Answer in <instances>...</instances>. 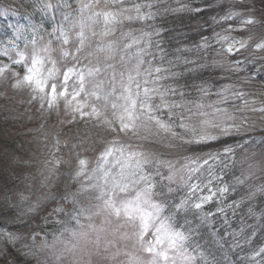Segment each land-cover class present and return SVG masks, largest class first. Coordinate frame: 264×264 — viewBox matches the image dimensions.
Listing matches in <instances>:
<instances>
[{
    "label": "rangeland",
    "instance_id": "374dc122",
    "mask_svg": "<svg viewBox=\"0 0 264 264\" xmlns=\"http://www.w3.org/2000/svg\"><path fill=\"white\" fill-rule=\"evenodd\" d=\"M206 2L210 8L222 7L230 15L225 21L226 25L216 31L212 38L206 40L209 43L217 37L216 40L225 45L216 54V59L212 61L214 55L206 60L209 68L207 70L208 76L218 79V91L214 92L209 87L204 88L203 96H199V100L194 102L195 109L193 110L200 114L195 116L194 119H180V123L183 121L186 127L195 124L196 128L194 129H200V132L203 133L211 131L210 137H213L216 133L217 127L220 129L227 128V133H229L231 128L234 127L233 125H235L238 133H256L259 137L260 132H264V110H262L264 109V49H257L256 44L264 43V0H206ZM69 3L72 4L71 8L73 9L78 6L75 0H69ZM128 5H130L129 2L124 7L127 8ZM131 9L134 12L133 7ZM132 11L127 13L130 14ZM248 18L253 19L255 23L245 24L244 20ZM58 20L59 22L62 21L60 16H58ZM236 41H243L246 44L244 49L235 52L240 56H238V59L237 55H230L227 52L228 46ZM207 43L199 44L198 48L200 46L207 48ZM45 44L47 45H43L39 50L34 46L26 47V50L30 54L35 50L40 52L41 56L51 57L52 60L56 61L57 83L60 82L58 77L66 68L75 66L78 69L77 64L91 66L88 58V52L91 49L81 51L77 58L79 63H77V60L72 59L71 55L67 58L61 56V52L64 50L70 53L74 52L75 44L70 42L68 45H62L56 38L49 39L48 43ZM45 47L49 48V52L40 51ZM11 53L8 49L7 55L3 52L1 56L7 58ZM2 62L0 60L3 65ZM51 67V64H45V68ZM155 77L153 73L150 79L159 82ZM8 83L10 82L8 81ZM69 83L71 84V81ZM29 87L32 91H17V89L11 87V83H0V173L3 185L6 187L11 184V187L7 190H4L3 185L0 184V207L6 208L7 216H9L7 220L10 224V227L4 223L0 226V264H16L12 261H22L21 264H88L90 259L94 262L99 260L100 264H128L129 259L133 257L138 258L142 264H148L149 255L143 252L134 240H119L121 233L127 231L130 234L131 228L121 229V233H117L116 237L117 247H109L108 252L101 250V257L91 255L94 248L88 241L80 240L78 243L72 241L70 233L79 230V225L76 223L72 229L68 228L66 218L62 223H54L55 230L51 238L39 237V226L48 220H44V218L48 215V197L53 195L50 191H55L53 199L56 205L52 208V211H49V215L55 211L54 209L57 207L60 209L69 200L78 206H80V201L86 202V208L98 203L94 199L95 191L84 192L82 195H76L77 193L72 195L71 190L68 188L61 191L57 190V180H53L51 187L48 188H45L47 184L45 186L44 182L49 174L48 180L55 177L62 162L70 169L66 172V176L72 175L73 179L71 180L77 184L76 179H80V177L75 178L76 164L75 158L71 157L72 151L69 150V155L62 156L60 148H57L56 138L67 140L69 147L77 150L82 141L80 131L92 140L95 137L100 140L101 138L92 135V132L100 130L101 127H92L87 130L81 123L97 125L96 121L88 118L80 119L79 114L73 113L71 106L66 104V99H70V97H60L52 107H49L48 100L50 97L44 96V99H41L42 94L34 91L33 87ZM89 88H91V83L88 84ZM29 92H32L36 98L33 99V95ZM87 100L89 103H98L92 97H87ZM84 101L85 96L82 94L77 100L72 101V105ZM62 107L64 108L62 109ZM88 110L85 109V111ZM74 115L76 116L75 120H73ZM107 115L111 118L108 112ZM181 116L182 114H179V117ZM213 125L217 126L214 127ZM140 131L145 130L141 129ZM172 131H174V128H172ZM114 134L119 137L118 134ZM131 136L122 137L125 144L115 145L113 148L124 147L125 156L129 152L139 153L142 150V146L136 144V141L141 142L139 134L130 141ZM195 136L196 134L192 129L183 133L176 132L175 137L188 139V137ZM119 139L121 140V137ZM150 148L155 150L153 147ZM90 152L93 151L88 150V153ZM92 155V158L87 161L86 172L88 173L96 167L97 159L101 153ZM116 155H119V153H116ZM242 159L244 162L243 168L240 166L241 173L247 178L246 183L251 178L254 179V181H250V184H254V186L252 189L245 187L244 192L241 191L239 196L246 198L259 195L262 190L261 185L257 183V179L260 178L259 182L261 183L264 177V151L262 154L252 157L244 156ZM227 160L225 158V161L217 162V160L210 161L209 159L207 163L204 162L203 164L189 162L173 164L174 170L169 169L170 172L164 177L166 181L163 183L162 188L168 191L171 188V193L184 195L183 199H188L191 204L200 202L199 197L201 196L210 195L209 189H211V192L215 193L213 199L208 202L211 203L217 195L224 196L230 187H233V185L238 187L240 184L238 180L232 183L219 178L227 169ZM186 165L187 167H185ZM56 166L57 170L52 172ZM77 167H79V164ZM192 168L196 171L190 173L189 169ZM171 171L175 172L173 182L167 180V176L171 174ZM189 175L192 178L187 180ZM181 177H184L187 183ZM81 180H84V177ZM188 184H202L204 188L199 187L200 190H197L195 194H191ZM224 188H227V191L221 193L220 189ZM69 193L70 198L67 197ZM84 194H87L88 199H83ZM74 196L76 197L75 200ZM38 211H40L39 215L35 218ZM31 212L32 214H30ZM26 213H28L27 219H25ZM42 214L44 215L41 217ZM101 222L102 217H93L91 221L82 218L80 223H92L100 226ZM12 227H14L13 230ZM10 235L14 239H10ZM109 238L112 239L113 237L109 236ZM69 241H72V243ZM122 242L129 246V251L126 250ZM73 243H76L75 248L72 246ZM36 244L41 254L38 258L35 257L34 253ZM10 245L31 250L25 251V254L23 252L20 255L16 253L18 254L16 256L13 252L14 247ZM118 250L119 255L113 259V254ZM183 250L190 255L186 240L183 241ZM176 264H189V262L177 258Z\"/></svg>",
    "mask_w": 264,
    "mask_h": 264
},
{
    "label": "snow or ice",
    "instance_id": "6c2138e0",
    "mask_svg": "<svg viewBox=\"0 0 264 264\" xmlns=\"http://www.w3.org/2000/svg\"><path fill=\"white\" fill-rule=\"evenodd\" d=\"M78 5L74 12L62 13V21L58 22V27L54 29L56 39L62 45H68L70 42L75 44L74 52L67 50L61 52L64 58L72 56L77 59L78 53L85 49H91L88 52L89 65L79 69L75 66L66 68L60 74V82H56L58 72L56 61L51 57L41 56L40 52L33 50L31 56L18 52L19 59H13L12 63L22 65L25 74L20 77L18 73H13L15 77L11 82V87L18 89L23 86H31L33 90L44 96L50 97L48 106L52 107L60 97L66 99V104L71 106L72 112L79 114L80 119L88 118L95 120L97 126L105 127L110 132L139 134L141 129L148 130L149 123H153L160 131L171 133L173 137L176 133L172 131V109L183 107L174 102H169L166 97L169 93L175 94L174 89H166L161 92L156 87H148L153 71L144 69V61L137 54L135 63L131 58H127V49H130L137 41L131 39L130 43L119 45L114 40H106V37L116 33V25L122 24L124 20L142 19L140 5H133L136 17L125 15L132 9L123 6L124 0H110L111 7L100 8L101 0H75ZM105 5L109 0H104ZM119 6V7H117ZM71 8L72 4L65 0V3L54 5L51 2L45 3V9ZM245 24L251 25L255 21L251 18L244 20ZM122 36L131 37V33H121ZM95 39L94 38H97ZM35 44V40L32 41ZM51 43V42H49ZM238 45V47H236ZM246 47L245 42L236 41L230 44L227 52L234 55ZM257 49H264V43L256 44ZM41 52H49L45 47ZM7 55V51L4 53ZM11 59V58H10ZM93 59L95 62L93 63ZM28 61V63H25ZM118 61L120 70L117 72L116 64ZM52 65L51 68H45V64ZM111 70V71H109ZM9 71L6 65L0 67V81L8 79L5 75ZM160 68L155 72L159 73ZM75 77V79H73ZM51 81V83H49ZM71 81V84L69 83ZM91 83V90H88V84ZM71 89V90H70ZM202 91H204L202 89ZM85 96L83 103L72 105V101L77 100L81 95ZM159 97V102L154 103V98ZM87 97H92L98 103H89ZM36 97L34 96L33 99ZM43 107V105H42ZM202 107V105H200ZM89 109L85 111V109ZM111 109V118L107 115L108 109ZM264 110V109H262ZM163 112L168 113V120L161 118ZM76 116H73V120ZM180 127L186 125L181 121ZM216 127L217 125H213ZM221 131L227 133V128ZM195 132V129H193ZM199 139L187 140L186 143H202L215 137L206 134L196 133ZM119 153V155H116ZM152 161L144 153L129 152L125 156L124 147L107 148L97 159L96 167L90 173L86 172L87 161L79 159V169L76 177H84L81 183L83 192H96L94 199L98 203L90 208L80 207L76 211L73 219L79 225V230L70 233L72 241L77 243L80 240H86L93 245L94 252L91 255L99 257L101 250L108 252L109 247H117V233L121 229L131 228L129 234L127 231L121 233L119 240H134L139 248L150 257L148 264H176L177 258L190 262L193 257L183 250V241L188 239L184 233L177 231L173 224V216L163 215L165 203L156 201L155 187L151 173L147 170ZM174 170L171 162L158 161ZM207 163V161H205ZM187 167V165L185 166ZM196 169H189V172H195ZM156 175H160L157 170ZM175 172L167 176V180L174 181ZM192 177L189 175L187 180ZM184 180V177H181ZM187 180H184L187 183ZM191 194H195L199 189L197 184H188ZM169 191H172L169 188ZM227 188L220 189V192H226ZM199 197L198 203L189 205L188 199H183L179 204L173 205L175 212L187 210L188 207L201 209L205 203L213 199L215 193ZM76 195H79L76 194ZM163 195V193H161ZM74 196V200H75ZM80 217L86 221H91L93 217H102L100 226L92 223H80ZM206 219V216L203 217ZM109 236L113 237L112 239ZM10 239H14L11 235ZM72 241H69L72 243ZM73 248L76 243H73ZM264 252V249H261ZM119 255V250L113 254V259ZM127 255V253H125ZM88 264H100V261H88ZM128 264H142L138 258H130Z\"/></svg>",
    "mask_w": 264,
    "mask_h": 264
},
{
    "label": "trees",
    "instance_id": "16d2710c",
    "mask_svg": "<svg viewBox=\"0 0 264 264\" xmlns=\"http://www.w3.org/2000/svg\"><path fill=\"white\" fill-rule=\"evenodd\" d=\"M200 16H203L204 18L208 17V16H205V14H202ZM190 25H193V26H191V28L193 30V32H192L193 34L189 35V37L187 36L188 39H192V36L196 37V36H199V35H203L205 33V31L201 30L198 27V24L196 26V22L194 20H191V17L189 18L188 21L184 20V18L180 19L178 22L174 21V19H169L167 21V26H166L167 29L166 30L172 36V40L174 42L173 46L178 51V56H177V60L176 61H180L181 64H182V59H184L183 55L186 56V57H188V56L185 53H183V51L179 52V46L182 47V45H180L182 42H180V41L186 38V34L188 35V34L191 33ZM177 45H179V46H177ZM174 47H171V48H174ZM192 80L193 79L187 80L184 77H182L180 79L179 83L182 86H187V85H189L192 82ZM206 146H208V145L193 146L192 149L194 151H201V149L203 147H206Z\"/></svg>",
    "mask_w": 264,
    "mask_h": 264
}]
</instances>
